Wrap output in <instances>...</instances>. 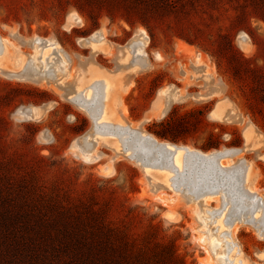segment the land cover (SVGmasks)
Masks as SVG:
<instances>
[{
	"label": "rangeland",
	"instance_id": "rangeland-1",
	"mask_svg": "<svg viewBox=\"0 0 264 264\" xmlns=\"http://www.w3.org/2000/svg\"><path fill=\"white\" fill-rule=\"evenodd\" d=\"M115 9L112 15L101 0H0V35L7 39L5 49L0 47V174L35 179L46 190L58 189L75 199H94L96 207L126 223L133 237L151 233L154 241L172 243L188 264H203L209 253L196 228L200 205L220 238L215 247L223 252L221 264H230L226 257L234 243L248 264H264V231L247 220L250 213L238 220L225 211L221 233L218 217L231 203L225 204L220 192L206 198L188 193L184 183L174 186L191 177L192 169L191 178L199 179L196 166L203 160L194 155L188 165L190 149L226 150L219 162L251 166L255 187L264 195V139L256 145L249 139L252 126L264 137V0H184L175 11L158 12L147 22ZM141 29L148 33L143 49ZM91 36L104 37L101 51L81 42ZM48 45L50 55L44 59ZM124 47L132 48L127 65L139 61L147 67L132 71L124 66ZM27 65L42 68L40 77L31 71L25 76L5 73ZM66 66L65 87L55 78ZM110 76L114 85L105 96L103 81ZM76 86L84 93L90 89L92 98L72 93ZM221 100L233 104L240 118H214ZM31 106L39 108L38 116L30 113ZM104 112L111 125L98 123ZM134 128L185 147L179 170L184 172H163L160 167L169 162L147 170L131 155L141 142ZM88 131L91 138L84 140ZM237 171L244 174L242 168ZM218 172L222 182L232 177ZM161 192L178 199L168 197L170 207L157 197Z\"/></svg>",
	"mask_w": 264,
	"mask_h": 264
},
{
	"label": "trees",
	"instance_id": "trees-1",
	"mask_svg": "<svg viewBox=\"0 0 264 264\" xmlns=\"http://www.w3.org/2000/svg\"><path fill=\"white\" fill-rule=\"evenodd\" d=\"M101 1L112 15L123 9L128 19L138 14L145 22L184 2ZM96 205L35 179L0 174V264H188L172 243L154 241L151 233L133 237L126 223Z\"/></svg>",
	"mask_w": 264,
	"mask_h": 264
},
{
	"label": "bare ground",
	"instance_id": "bare-ground-1",
	"mask_svg": "<svg viewBox=\"0 0 264 264\" xmlns=\"http://www.w3.org/2000/svg\"><path fill=\"white\" fill-rule=\"evenodd\" d=\"M75 17V16H74ZM77 17H75L74 19H76ZM78 19V18H77ZM139 38L142 39L141 40H138V41H141L142 43V46L140 48L143 49V46H145L146 44V41H147V38H148V33L146 32L145 29H141L140 30V33H139ZM1 41H2V44H1V47L3 49H5V46H6V42H7V39L2 37L1 38ZM84 41L86 44H89L90 47L93 48L94 52H99L103 49V45H104V37L101 36V38H96L94 36H91V37H85V40L81 41L83 42V45H86L84 44ZM58 44V43H57ZM88 46V45H87ZM53 48H57L58 50H61V48L59 47V45H56L54 44L53 45ZM91 48V49H92ZM50 45L46 46L44 48V51L42 53V57L44 59L48 58V56L50 55ZM5 51V50H4ZM139 51V50H138ZM92 52V53H94ZM140 52V51H139ZM95 53V54H96ZM131 53H132V48L131 47H124L123 48V51L121 52V55H120V58H121V61L123 62V64H125L124 66H128V68L130 67V69L132 71H139V69L141 70V68L143 69V67H147V64L145 66H143L141 64V62L137 61V62H131V64L133 63V65H127L129 64L128 61H130V56H131ZM199 58H203L202 54L199 53L198 54ZM41 57V58H42ZM17 58V62L18 64H22L23 62V56H21L20 54L16 57ZM42 60V59H41ZM42 63H43V66H44V61L42 60ZM94 64V62H92ZM92 64V65H93ZM17 66H21L23 67V65H17ZM25 68V67H24ZM97 70V68H96ZM130 70V71H131ZM99 71V70H98ZM69 68L68 66H66L64 68V70H62L61 73L62 75L60 76L59 74L56 75V78L55 79H58V81L60 83H64L65 85V77L69 74ZM207 79V77H206ZM114 80H112V77H106V80L103 81V95L104 93L106 94L105 96H107V93L111 92V90L113 89V85L112 83ZM60 83H58L60 85ZM61 84V86L63 87V85ZM68 87H70L69 85H67ZM214 86H216L214 84ZM66 87V85H65ZM174 88V87H173ZM214 88V87H213ZM216 88V87H215ZM74 92H77V96H82V98L84 100H87L89 101L91 98H92V94H91V90L89 89L87 92H82L80 91V87L76 86V88H72V93ZM84 91V90H83ZM208 91V90H207ZM211 92V91H210ZM210 92H207V93H210ZM206 93V94H207ZM205 94V95H206ZM226 99V98H225ZM227 100V99H226ZM229 101H226L225 103V100H221L217 105L216 107L214 108V110L212 111V115L214 118H221L222 119H228V120H234L235 118L239 117V112L238 110L236 109V107L233 105V104H230V103H227ZM30 113L33 115V116H38L40 114V110L37 106H31L30 107ZM31 115V116H32ZM107 116H110L109 112H104L102 113L99 117V119H101L102 117L104 119H101V121H99L98 123H104V124H112L111 121L109 120V118ZM238 119V118H237ZM250 125V124H249ZM119 126L123 127L122 124H119ZM255 127V126H254ZM253 126L250 127V134H251V138L249 139H252V143L253 145H256L258 144L259 142L261 143L264 139V137L262 136V133L259 132L256 128H254ZM90 130V129H89ZM249 131V130H248ZM94 132V131H93ZM143 134L147 135V133L145 132H142ZM87 136V139H89V137L91 138V131H88L86 134ZM250 136V135H249ZM93 141V139H90L89 141ZM94 142V141H93ZM167 145L171 148H174V146H176V144H172V143H168L166 142ZM91 144V143H90ZM251 147V146H250ZM136 150V149H134ZM185 147L183 146H178L177 150H176V153L174 154V158L173 160L169 161L168 162H165V161H160L158 162V160H154L152 159L151 160V163H149L147 165V170H151V167L152 165H158L160 163H168L167 166H161L160 169L166 172L170 171V170H175L177 172H184L183 171H179V170H182V166H183V162L185 161L184 160V155H185ZM82 156L86 159H89V160H94L96 159L95 156L93 155H87V154H84L82 153ZM193 158H189L188 161H186L188 163V165H190V161L192 160ZM228 160V159H227ZM229 161V160H228ZM221 163V162H219ZM221 166L227 168V167H233L235 166L234 165V162L231 164V163H227V162H223L221 163ZM242 170L244 171V186L245 188L248 190V191H251V192H254L256 196L260 197V193H259V190L258 188H256V184H255V178H254V173L252 174L251 172V166L248 167V170L245 168V164L243 166H241ZM246 169V171H245ZM253 171V170H252ZM169 177V173H166ZM158 183H162V182H158ZM180 183H184V188H188V193H193L197 196H200V195H209L208 197L206 196V198H213V195L214 194H217L218 192L221 193L222 197L225 198V204H229L231 203V206L227 209V205L225 206V208L222 210V214L221 216L218 217V227L221 229V233L223 231H225L224 229V218L225 216V211H227V214L226 215H232V216H235V218H238V220L241 218L243 219V217L248 213L251 214V216L253 217H257V218H260V217H263L264 215V207L262 204H264V195L263 197L261 196L260 199H261V202L258 201L257 197L256 196H248V197H240V198H237V196H234V195H231V197H228L225 195V191L223 187H219V188H202V186H198L199 181L191 178L189 175H188V178L187 177H184V179L180 180V181H177L175 182L174 186L175 187H179L180 186ZM171 184V183H170ZM158 186L161 188L163 186V184H158ZM201 187V188H200ZM158 188V189H160ZM156 193V192H155ZM157 195V194H156ZM157 197H159L160 199L164 200L167 202V205H169L171 207V204H169L168 202V197L169 199L171 198H174V199H178V196H174L173 194L171 195H167L166 192H161L160 194L157 195ZM171 197V198H170ZM215 197V196H214ZM221 197V196H220ZM221 197V198H222ZM200 204V203H199ZM173 208V207H172ZM171 208V209H172ZM262 213H260V212ZM197 216H196V220L197 222L199 223V226L197 224L198 227H196L198 229V231L200 232V235L198 236L199 239H200V243H202V245L204 244V246L207 248L208 250V255L207 257H205L204 260H202L203 264H221V262L223 261V259L221 258L223 254L222 251H218L216 249V239H218L216 236V231L215 232V236L213 235V231L211 229L213 228H210L209 227V224L208 222L206 221L208 218H209V212L208 210H206L205 208H203L202 206L200 207V205H198L197 207V212H196ZM168 215L171 216L172 218H177L179 217V214L174 212V211H170L168 212ZM211 217V216H210ZM250 217V216H249ZM207 218V219H206ZM233 218V217H232ZM234 218V219H235ZM245 218V217H244ZM233 219V220H234ZM209 220V219H208ZM227 220V219H226ZM225 220V221H226ZM236 220V219H235ZM217 221V220H216ZM195 222V224L197 223ZM235 222V221H234ZM211 223V222H209ZM206 225V226H205ZM208 225V226H207ZM233 225V224H232ZM196 226V225H195ZM206 228H205V227ZM204 227V228H203ZM227 227V226H226ZM195 228V227H194ZM195 228V229H196ZM237 227H234L232 228L231 231H234L236 230ZM230 229V228H229ZM228 229V231H229ZM196 231V230H195ZM220 233V232H218ZM221 237V236H220ZM231 237V236H230ZM223 238V237H222ZM220 239V238H219ZM218 239V240H219ZM220 241V240H219ZM224 241V240H223ZM233 241V239H232ZM220 243V242H219ZM223 243V242H222ZM221 244V243H220ZM222 247V246H221ZM231 251V250H230ZM225 255V254H224ZM263 256H264V251H263ZM227 259H229V262L230 264H248L246 258L244 257L243 255V252H242V249L240 247L239 244L237 243H234L233 247H232V251H231V255L230 257H226Z\"/></svg>",
	"mask_w": 264,
	"mask_h": 264
},
{
	"label": "water",
	"instance_id": "water-1",
	"mask_svg": "<svg viewBox=\"0 0 264 264\" xmlns=\"http://www.w3.org/2000/svg\"><path fill=\"white\" fill-rule=\"evenodd\" d=\"M2 36L0 35V47L2 44L1 41ZM34 65H27L25 68L21 70H5V73L10 76H25L29 75V71L33 72L35 77L38 76L41 72V69L38 67L33 68ZM30 70H29V68ZM100 124V123H99ZM100 126V125H99ZM130 125L123 126L122 128L129 127ZM130 128V127H129ZM143 131L140 128H134V134L140 139V146H138V149L132 150L131 155H134L139 160H141L145 165H148L151 163V160H158L169 162L173 160L174 154L176 153V150L179 145L174 146V148H171L167 145L166 141H160L159 139H156L151 133H147V135L142 133ZM84 140L87 139L86 135L82 136ZM128 150V148H127ZM188 152H192L191 158L193 156H200L199 161L203 160V163L199 164L197 167L198 175L196 179H198L199 183L198 186H202V188H219L222 186H225L224 191L225 195L228 197H231V195L237 196V198L240 197H248V196H256L254 192L248 191L244 186V176L237 171V169H240L241 166L244 165V161L241 162L239 165H235L233 167H223L219 163V158L225 154L226 150H217L212 151L209 153H204L201 151H196L195 149H190ZM188 161V160H187ZM194 161L192 159L190 161V164ZM218 171H221V173H229L231 175V178H228L226 181H221L222 179L219 177L220 173ZM236 172V173H235ZM213 177H211V175ZM194 176V171L192 169L191 177ZM201 188V187H200ZM258 201L261 202L260 197L256 196ZM264 207V204H262ZM248 221H253L258 228H261V231H264V215L263 217L257 218L250 216L247 218Z\"/></svg>",
	"mask_w": 264,
	"mask_h": 264
},
{
	"label": "crops",
	"instance_id": "crops-1",
	"mask_svg": "<svg viewBox=\"0 0 264 264\" xmlns=\"http://www.w3.org/2000/svg\"><path fill=\"white\" fill-rule=\"evenodd\" d=\"M91 155V154H90ZM94 155V154H93Z\"/></svg>",
	"mask_w": 264,
	"mask_h": 264
}]
</instances>
